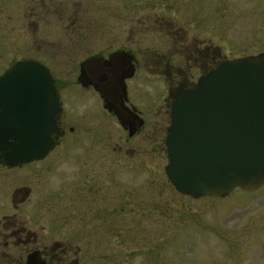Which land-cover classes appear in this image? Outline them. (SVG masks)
<instances>
[{
	"label": "rangeland",
	"instance_id": "obj_1",
	"mask_svg": "<svg viewBox=\"0 0 264 264\" xmlns=\"http://www.w3.org/2000/svg\"><path fill=\"white\" fill-rule=\"evenodd\" d=\"M118 50L140 63V81L132 84L139 94L130 104L145 112L150 128L177 81L196 80L200 69L225 60L264 55V0H0V73L19 61L43 64L68 121L75 98H94L75 81L78 65ZM191 50L204 58L190 57ZM92 108V125L66 132L44 164L26 170L37 194L46 184L48 234L74 242L78 264H264V187L220 199L181 196L148 126L129 139L97 99ZM91 168L89 194L72 195L68 186L51 200L59 185L81 183L80 173ZM24 173L14 176L21 182Z\"/></svg>",
	"mask_w": 264,
	"mask_h": 264
},
{
	"label": "water",
	"instance_id": "obj_2",
	"mask_svg": "<svg viewBox=\"0 0 264 264\" xmlns=\"http://www.w3.org/2000/svg\"><path fill=\"white\" fill-rule=\"evenodd\" d=\"M59 113L49 71L23 61L0 76V162L43 160ZM165 176L181 196L220 199L264 187V55L225 60L170 108Z\"/></svg>",
	"mask_w": 264,
	"mask_h": 264
},
{
	"label": "flooded vegetation",
	"instance_id": "obj_3",
	"mask_svg": "<svg viewBox=\"0 0 264 264\" xmlns=\"http://www.w3.org/2000/svg\"><path fill=\"white\" fill-rule=\"evenodd\" d=\"M188 50L185 49V52L189 56ZM190 57L194 59L204 58L197 50H191ZM198 59L194 63L199 64L200 60ZM16 63L18 62L3 70L0 76ZM36 63L44 66L39 62ZM218 65L210 69H206L203 66L204 69H200V75L196 80H188L186 78L182 81H177L176 87H168L162 99V107H160L159 112L156 110V113H159L158 116L156 115V123L154 126H150V128L148 124L149 120H147L146 124V120L142 116V113L145 112L139 111L135 105L130 104L131 97H138L139 94L132 85L134 82L140 81L141 77L140 63L136 59V54L132 55L130 52L118 50L106 56H92L78 65L75 81L78 86L94 94V98L93 96H91L90 100L88 97L75 98L78 107L70 121L64 116V103L60 97L59 89L56 87V78L52 71L46 67L54 83L59 107V113L55 117L57 133L53 135L55 146L40 161L13 167L0 162V264H78L77 257L80 253L78 246L72 241H67L66 238L56 237L54 234H50V232L48 234L46 228L50 226L44 220L46 216H51L52 212H50V205L45 202V198L47 197L46 184L45 182H41L39 187L37 185L40 191L37 194L36 188L34 190L28 184L26 170L29 166L44 164L46 159L60 146L59 143L66 132L70 135L76 134L80 128L82 130L86 129L84 128V122L86 123V127L91 124L93 120V99H97L102 109L115 118L121 130L127 134L129 139L141 135L148 126L147 137L155 138V144L158 145L159 143L160 149L164 151L166 159V147L164 143L170 127L171 105L179 99L181 92L193 90L198 80L214 70ZM155 117L151 120L155 119ZM142 135H145V133ZM146 139L145 136L141 140L146 141ZM151 147L153 148V146ZM24 171V178L20 182L19 178L14 175ZM91 171L92 168L89 171L80 173L82 176L81 183L76 184L75 182H71L72 184H67L66 188L62 184L59 185L56 192L51 194V200L61 199L63 197L62 190L65 191L68 189V186L72 195H83L91 192L92 187L88 188V185L92 183L86 181V178L92 176ZM92 173L94 175V171ZM56 178L59 179V176L57 175ZM77 179L75 177V180ZM46 205L48 208H46ZM33 216H38L39 220L32 219Z\"/></svg>",
	"mask_w": 264,
	"mask_h": 264
}]
</instances>
